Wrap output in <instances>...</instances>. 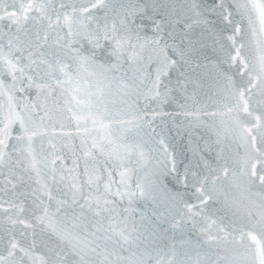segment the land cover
I'll use <instances>...</instances> for the list:
<instances>
[{
  "label": "water",
  "instance_id": "obj_1",
  "mask_svg": "<svg viewBox=\"0 0 264 264\" xmlns=\"http://www.w3.org/2000/svg\"><path fill=\"white\" fill-rule=\"evenodd\" d=\"M244 2L224 0L221 5L220 0H196L202 17L209 21L199 24L193 23L195 17L189 11L191 0H109L108 7L94 9L95 18L80 29L95 32L100 25L102 47L96 49L93 61L73 63L70 81L57 86L55 79H64L57 73L54 78L44 77L43 83L50 87L28 88L26 75L33 73L26 68L25 77L17 73L12 88L8 73H0L5 85L0 93V120L6 123L9 116L19 113L26 123L29 115L38 121L39 116L32 114L33 104L39 115L47 110L52 117L45 121V134L33 137L30 152L26 140L15 139L20 134L19 122L11 127L12 138L0 165L3 264H52V249L63 255L73 245L83 259L68 256L66 264H258L250 250L254 245L241 233L249 231L250 224L264 213V184L247 175L257 154L242 139L241 125L250 127L251 117L237 108L223 75L228 66L222 63L221 51V44L231 51V42L224 37L238 26L240 32L235 36L237 44L243 45L241 56L253 75L258 72L264 32L256 13L245 10ZM87 3L53 0L49 5L51 27L49 19L37 17L17 30L8 12L18 11L19 3L3 0V54L19 58L23 67L29 63V52L31 59L38 60L40 52L58 51L67 38L63 14L71 15L75 8L73 19H81L79 9ZM224 9L232 13L231 23L221 15ZM57 13L59 24L55 23ZM161 14L170 21L180 16L185 24L192 23L186 32L183 24L170 22L164 39L180 47L193 41V63L171 69L154 90L163 54L147 38L154 35L149 17L160 19ZM133 19L139 28L129 23ZM105 24L115 25L108 40L103 39ZM113 37L122 42L118 54H113ZM78 39L81 51L93 47L82 37ZM167 55L173 56L172 51ZM238 67L237 63L229 71L236 83L248 78L247 73L243 77L236 74ZM260 88L257 81L254 101L260 98ZM254 115L261 113L254 109ZM94 143L103 146V153ZM256 147L264 152L259 137ZM261 168L258 163V174ZM185 172L188 187L181 182ZM192 173L208 177V187L214 189L213 200L196 216L185 207L196 202ZM45 188L51 199L44 195ZM41 201L48 209L46 223L51 228L34 219L41 214ZM14 219H24L33 227L13 224ZM51 229L65 239H57ZM254 234L261 239L259 232ZM10 236L21 247L32 245L30 254L23 256L17 250L9 256Z\"/></svg>",
  "mask_w": 264,
  "mask_h": 264
},
{
  "label": "snow or ice",
  "instance_id": "obj_2",
  "mask_svg": "<svg viewBox=\"0 0 264 264\" xmlns=\"http://www.w3.org/2000/svg\"><path fill=\"white\" fill-rule=\"evenodd\" d=\"M19 3L18 11L8 12V18L12 25H17V30H19V26L22 25L23 22H27L29 19H36L37 17L41 19H49V5L53 3V0H17ZM109 0H88L87 6L79 9L81 13V19L74 20L73 17L77 12V9L73 8L72 14L69 15L67 13L63 14L62 19L63 23L66 26V39H64V43L59 45L58 51H53L50 53L40 52L39 59H31L33 53L29 52V63L25 66H20L19 58L13 59L10 57H5L3 54L2 48H0V73L6 71L8 75L12 79V88H15V82L17 80V73L20 74L21 77H25L26 68L31 69L33 75H26L27 79V87H35L38 90H43L46 87H50L43 83L44 77L47 76L49 78L56 77V74L59 73L60 76L64 77L63 80L56 78L55 83L57 86H62L65 82L70 81L72 77L73 63L76 64H84L90 61H93L96 57V49L102 47L100 40V25L96 26L95 32H81V28H87L86 22H91L95 17L93 10L99 8H107ZM224 0H220V4L222 5ZM3 3V0H0V4ZM61 8L64 7V4L61 3ZM241 6L238 4V9ZM245 10L250 9L252 12L256 13L257 19L259 20L261 31L264 32V0H245L243 5ZM55 11V9H52ZM195 17L193 23L199 24H207L209 21L202 17V13L198 8L196 0H191V8L189 9ZM210 11H214V9H210ZM35 14V15H33ZM87 14V15H85ZM221 15L224 17L225 21L231 23L230 17L232 15L227 9H224L221 12ZM4 19L3 16H0V21ZM152 22V29L154 32L153 37L147 38L148 42L155 45L159 48V51L163 54V58L160 62V67L157 69L156 80L154 81V90L158 89L161 84V77H167L169 71L171 69H175L177 65L183 64H192L193 61L191 59V54L194 50V42L189 40L187 47H180L177 44H169L164 39V30L165 26L170 22L171 24H183L185 31H190L192 28V23L185 24L184 19L180 16H177L174 20H169L163 14H161L160 19H156L155 17H149ZM61 20V15L57 13L56 16V24H59ZM76 24L77 27L74 28L73 24ZM129 23L136 25V21L133 19L129 21ZM49 26H52V22L50 20ZM137 28L140 25H136ZM109 31L115 32V25H112L111 28L107 24L104 25L103 28V39H109ZM240 32V28L238 26L234 27L233 34L227 35L224 37L225 40L231 42L232 49L231 51L225 49L224 45L221 44V51L223 52V60L222 63L227 65L228 68L224 70L223 75L228 83L231 85V91L236 99L237 108L240 113L244 114L246 117H251V126L241 125V136L242 139L246 143H250L252 150L255 154H257V158L251 163L248 168L247 175L249 179L257 180L261 184H264V152L261 151L260 148L256 147L257 137L260 138L261 145L264 147V51H262L259 57V70L253 75V69L249 67V62L245 61L244 57L241 56V48L242 44H237L236 41V33ZM171 36L172 33H169ZM82 37L87 40L93 47L88 51H81L82 45L79 44V39ZM45 41L47 40V36L43 38ZM114 39V44L112 45L113 54H118L120 48L122 47V42L119 39ZM183 43V41H181ZM12 42L9 41V48L11 49ZM39 47H43L40 45ZM171 50L173 56L167 55L168 51ZM234 52V54H233ZM239 64L237 68L236 74L240 77H243L245 73H247V80L241 79L239 83L233 79L231 75H229V71L235 65ZM35 66V67H33ZM183 75V74H181ZM257 81L261 82L260 88V98L257 100H253V89L257 87ZM23 82V81H22ZM166 87V86H165ZM5 85L3 83V79L0 78V93L3 92ZM17 91L23 92L25 88L16 89ZM155 95H159V92L156 91ZM12 98V91L9 89V99ZM82 101H78L81 103ZM90 102V101H89ZM37 106L35 104L32 105L33 113L39 116L38 121H33L31 119V115H29L28 122L26 123L25 119L21 118L19 113L15 114V117L9 116L7 118V122L4 120H0V165L4 163V149L8 147L7 141L12 138L11 127L17 121L20 124V134L15 137L17 141H27L28 151H31V141L34 136L43 135L46 131V120H51L52 117L49 115L47 110H44L43 115H39L36 112ZM254 109H258L261 115H254ZM231 111V109H229ZM78 120V118H76ZM29 124L32 126L30 127ZM111 142V141H109ZM93 147H99L101 153H103L104 148L102 145L98 146L95 143ZM54 162V161H53ZM262 164L261 174L257 173V164ZM173 167V171H174ZM227 175V171L224 172ZM192 195L195 197L196 202L192 204H186L188 211L192 213L193 216L199 215L208 205L209 201L213 200V191L214 189H210L208 187V177L198 178L195 173H192ZM181 182L185 187H188V173L185 172L183 179ZM215 184V181L212 182ZM75 187V185H73ZM138 190H140V194L142 195V189L140 185H137ZM44 195H47L49 199H51L50 193L45 188ZM76 201L73 200V203ZM62 204L63 202H58ZM41 214L36 215L34 217L35 221L39 225H45V227L51 228L50 223H46L48 218V209L43 205V202H40ZM24 209L20 207V211L22 212ZM59 210V208L57 209ZM13 224L19 223L26 228H31L33 225L24 219L12 220ZM53 234L57 236V239L64 240L65 237L59 233H56L54 229H51ZM222 232L223 228L220 229ZM255 232H259L261 239L257 238ZM24 233H22L23 235ZM247 237L254 247L250 250L252 254L256 257L258 264H264V213L260 214L259 220L250 224V230L247 232H242L241 237ZM127 240V237H124ZM9 243V256H15L16 251L19 250L23 256H28L29 248L21 247L19 242L16 240L15 236H10L8 241ZM54 258L52 264H66L68 256H73L78 258V260H82L83 257L80 256V252L73 245L67 252H64L61 255L59 252H56L55 249H52ZM94 251V249H93ZM23 258V257H22ZM0 264H3V258H0ZM78 264V261H77Z\"/></svg>",
  "mask_w": 264,
  "mask_h": 264
}]
</instances>
